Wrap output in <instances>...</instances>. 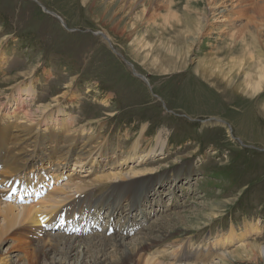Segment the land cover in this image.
<instances>
[{"label":"rangeland","instance_id":"rangeland-1","mask_svg":"<svg viewBox=\"0 0 264 264\" xmlns=\"http://www.w3.org/2000/svg\"><path fill=\"white\" fill-rule=\"evenodd\" d=\"M230 1L228 7H220L224 13L211 17L210 0H173L170 17L164 7L167 0H0V112L13 110L14 99L26 97L19 114L37 108L40 113L34 112L33 124L65 123L72 132L101 133L103 138L95 136V141L104 142L112 157L132 155L133 142L142 137L139 158L124 169L141 171L135 180L166 178L152 187L156 194L138 209L140 219L142 209H149L151 217L146 220L149 215L144 214L140 228L128 224L137 230L127 240L159 235L143 253L162 264H170L184 251L187 255V245L190 257L181 264H264V255L252 248L253 242L264 244V85L251 97V91L231 90L223 82L233 77V84H238L245 73H217L218 68L227 72L233 58L244 64L250 56L264 53V30L247 23L257 18L246 9L253 3ZM186 6L190 16L209 14L210 21L199 33L176 22ZM256 31L259 34L249 38L254 41H249L250 55L231 53L233 43L244 44L241 39L231 42L232 34L240 38ZM209 63L214 73H207ZM24 86L28 90L17 89ZM26 91L30 94L23 95ZM145 153L151 156L142 157ZM70 165L64 174L48 179L55 183L53 188L85 180L81 190L91 193L93 188L97 196L119 180L89 181L119 168L94 173L90 168L81 175ZM190 166L194 171L188 176ZM11 175L1 170L0 182ZM75 187H66L68 195ZM123 212L127 213L125 206ZM113 217H104L105 224L120 220ZM105 224L99 233L78 236L104 238ZM29 225L12 228L0 245L1 257L15 244L14 255L26 262L29 249L18 246L35 241L21 233L35 229ZM201 244L202 249L197 248Z\"/></svg>","mask_w":264,"mask_h":264},{"label":"bare ground","instance_id":"bare-ground-1","mask_svg":"<svg viewBox=\"0 0 264 264\" xmlns=\"http://www.w3.org/2000/svg\"><path fill=\"white\" fill-rule=\"evenodd\" d=\"M227 1L230 0H210V2L207 4H212L210 7V14L212 15L211 17H216L219 14L224 13L226 9L221 10L220 7H228L229 5L226 3ZM246 1L253 3L252 6L246 7V9H251L255 13L254 15L257 17L248 18L247 23H252V27H254L256 30H260L257 28V26L262 27L264 30V0H262L260 3H255L254 0H240V5L245 6ZM162 6H164V4ZM241 6L240 8H242ZM164 7L167 14L171 17V15H173L171 12L173 11V0H167V3ZM189 8L190 7L186 6L185 10L182 12V18H180V16L175 17L176 22L178 25L181 24L185 30H193L195 32L198 31L199 33V31L202 28H205L207 23L210 21L209 14H202L200 17L199 15L195 17L190 16L192 11L189 10ZM191 9L197 10L198 8L191 6ZM198 12L199 11H197L196 14H198ZM52 15L55 16V14ZM255 34L259 33L257 31L256 33L251 32L248 37L242 35L240 38H235V35L232 34L230 37L231 42H235L236 39H241L244 44L241 46V44L237 42L233 43V45L229 48L232 51L231 53L241 50L246 52L249 51L250 55L251 52L248 46L250 45L249 41H253V39L249 40V38H253ZM104 39L107 42H110L107 36H105ZM250 57L252 58L251 61L248 63L245 62L244 64L238 62L241 58H239L237 61L235 58H233V62L230 64V69H228L227 72H223L217 67V73H245L242 81L238 84H233V77H228L223 82H225L226 88H230L231 90L240 89L246 92L251 91V97H254L260 93V90L264 85V53H257L256 55ZM209 66L210 67H207L206 70L207 73H214L211 72L213 64L209 63ZM233 69L234 71H232ZM17 89L22 92L27 88L24 86L17 87ZM27 94H30V92L26 91V93L23 95ZM24 100H26V97L24 99L22 96L17 97L14 99L15 107L13 110L6 111L4 114L0 112V171L4 170L5 173L12 174L11 177L5 179V181L3 180L7 183L8 188L16 187L17 189L21 190L30 189V191H32L34 188L38 187L41 181L46 180L48 177H57L58 175L60 176L64 174L63 170L66 168L67 164H73L81 167L88 166V168H93L94 171L91 170L92 173L103 172L107 166L110 167L109 169L111 170L112 167L117 166L114 169L119 168V170H110L111 172H104L100 175L98 174L96 177L88 179L89 181L93 182L97 181V183H106L115 179H119L120 181H113L116 183L113 184L112 189L94 201L91 200L90 193L87 191L88 189L83 188L81 190V186H84L83 181L85 180H81L78 183L75 182L77 184H74V182L70 184L71 187L76 186V192H74L72 195H68L69 191H67L66 187L71 188L68 185L66 187H55L52 190L48 188V190H50L46 192V195L44 196L46 199L42 201L41 204L30 203L20 204L18 206L13 202H4L1 199L0 194V220L2 221V224L0 223V245L7 241V236L12 232L13 227H23L26 225V222H29L31 226L35 227V229L30 232V238H34L35 240L34 242H31L32 246H26L29 244H22L19 246L17 245L18 249H29L27 255L24 256V260H26V262H21L23 260L22 256L14 255V244V246L12 245L9 247L5 258H3V256L1 257L0 255V264H162L158 261H155V254V259H153L150 257L149 253L148 255L143 253L144 248L146 246L150 247V242H156L159 235L157 236L154 234L153 236H149L148 239L146 238L147 240L143 237L140 239L137 238L133 240H127L129 233L139 227L138 225L132 230L130 226H128V224L133 226L137 225L136 222H132V220L130 221L129 219L131 211L135 209V206H137V209H139V207L147 200V198H149L151 195H155L156 193L153 192L154 190L152 187L155 184L157 185L158 183H161L166 178L165 175H161L159 177H153L151 175L147 178L135 180L136 178L140 177L139 175H141V171H134L131 168L129 170L124 169L128 163L139 158V153L141 150L140 141L142 137H139L133 142L130 149L131 153H133L132 155H116L112 157V155L106 151L107 149L103 144L104 142L101 143L99 141H95L98 138H103L101 133L100 135H95L98 136L97 138L93 136L92 133L91 135L86 134V136L83 131L82 133H79L78 130H76L77 133L72 132L74 130L70 131V124L58 123L57 127H51L50 125L46 124V122L43 123L41 120L33 124L34 112L36 113L39 111L36 108L32 111V113L31 111H28L27 108L22 114H19ZM42 108L43 110L47 109L45 106ZM1 110L2 109L0 107V111ZM43 110L41 113L44 112ZM19 118L20 120H18ZM44 125L46 127L42 128ZM143 129L144 128L142 127L141 134L144 132ZM101 156H108L110 159L107 161H102L101 158L99 159ZM150 156V153H145L142 157L149 158ZM144 158H141L140 160L143 161ZM42 163H46L47 165L44 166ZM29 168L31 169L30 171H28ZM180 171L178 172L177 170L176 176H179ZM193 171L194 169L191 167L188 176H190ZM54 173L56 174L54 175ZM89 174H91V172ZM12 177L15 178L9 181V179ZM42 177L44 178L43 180L41 179L40 182L36 181ZM20 179L24 180L27 187H23L22 184L17 182ZM72 180L73 179H70L68 181L71 182ZM94 184L95 183H93V185ZM85 186H89V184H86ZM58 203H60V205L57 206V209H55L54 212L53 210L51 212H46L48 207L53 208ZM98 206H102L103 210H101V207L98 208ZM124 206L127 213H122ZM127 206H129V208H126ZM85 210H92L91 212L87 211L88 215H91L93 210H96V216H100L99 220L101 224H105V218L102 215L103 213H109L108 215L106 214V220H109L108 217L113 215V213L117 214L120 220L107 223V225L105 224V232H107V234L101 235L104 237L101 239L95 238L94 236H88V238L79 237L78 234L69 236L64 232H53L51 230H42L40 228V223L44 222L46 218H49L45 222L50 226L51 224L53 226L62 221L69 222L72 220V223L74 221L73 217L75 216V212H83ZM39 211L44 213L40 215ZM141 214V218L145 220L147 218V216L145 217L144 215L145 212L142 211ZM117 216L111 217L116 219ZM37 227H39V230ZM142 230L143 228L140 231ZM39 237H42L43 240L38 241L37 239ZM201 246L202 244L198 245L197 248L202 249L200 248ZM30 247L32 250H30ZM186 247L187 255L184 254L186 251H184L183 254L177 256L173 255L174 257L172 256L173 258H171L172 261L170 264H181L184 260H187V258L190 257L188 256V253L190 252V246L187 245ZM252 248L256 254L260 252L262 255H264V244L253 242Z\"/></svg>","mask_w":264,"mask_h":264},{"label":"water","instance_id":"water-1","mask_svg":"<svg viewBox=\"0 0 264 264\" xmlns=\"http://www.w3.org/2000/svg\"><path fill=\"white\" fill-rule=\"evenodd\" d=\"M48 13H51V14H53L52 12H48ZM103 37L105 38V36L103 35Z\"/></svg>","mask_w":264,"mask_h":264}]
</instances>
